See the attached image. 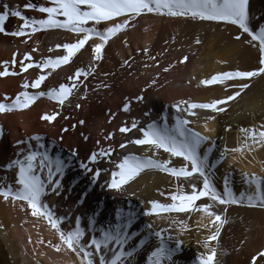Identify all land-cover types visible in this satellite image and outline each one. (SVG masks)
Segmentation results:
<instances>
[{
  "label": "bare ground",
  "instance_id": "6f19581e",
  "mask_svg": "<svg viewBox=\"0 0 264 264\" xmlns=\"http://www.w3.org/2000/svg\"><path fill=\"white\" fill-rule=\"evenodd\" d=\"M28 2L51 6L49 0H0V10H3L4 3H8L11 7H19L24 11L23 5ZM24 14L38 19L45 18V14L34 10L24 11ZM20 23L18 19L10 18L6 27L9 31H13ZM145 23L152 22L145 21ZM155 23L158 29L152 34H149L148 30L147 33L142 34L136 29L134 32L125 31L118 34V37L106 46L104 59L99 62L93 61V53L85 46V49L73 58L72 63L53 71L40 89H28L29 92L47 91L51 87L71 83L68 77L73 75L75 70L79 68L87 70L89 64H98L93 75L88 76L86 80L81 77L80 90L70 98V104L66 102L62 107L56 101L42 97L28 109L0 114V127L3 128V134L0 136V178L6 177V181L12 183L14 188L18 187L14 182L17 170L5 171L4 166L16 157L18 141L40 135L47 140L45 145L50 153L53 156H60L70 165L62 181L64 188L62 195L53 194L45 198L58 217H64L63 212L67 213L68 217H64L62 224L65 231L71 230L77 217H81L82 226H85L88 232L84 238L87 243L93 234L92 227L87 221L90 217L95 215L96 227L99 228L114 225L118 211H122L125 216L132 213L135 219L130 231L136 234L135 237L139 234L142 240L147 241L152 237L153 229H156L165 237L169 235L173 237V240L169 242L172 246L175 240H182V252L174 257L176 264H195V256L198 257L201 252L208 251L203 246V241L211 234L209 219L199 213L192 216L190 224H187L188 221H185L187 215H180L183 213L160 212L152 216L145 215V213L151 209V201L171 203V195L184 193L186 189L192 190V183L200 188L202 180L191 178L177 180L176 177L158 170H146L125 185L121 191H116L100 185L98 181L93 183L92 173H85L79 167L80 162L87 163L90 154L98 151L100 147L107 148L111 145L117 148L116 144L119 141L127 143L128 137L140 138L142 134L135 129L128 134H121L118 131L119 127L125 124L130 126L133 120L146 126L152 121L162 123L161 117L167 114L171 125L175 122L176 110L172 105L176 102L188 100L195 103H207L222 99L220 86L214 87L216 84L205 86L200 83L202 80L223 71L253 70L251 62L253 54L250 50L251 45L248 43L250 37L245 34L240 41L235 40V36L240 34L238 26L202 24L197 33L201 37L208 33L210 37L206 44H196L193 41L195 38H191L188 33L180 36H173L174 32L159 34L160 27L169 29L170 24L166 25L162 21ZM24 39L0 34V70L4 68L3 62L11 61L13 54L17 51L21 54L32 52L36 62L47 58L55 59L63 54V49H57L55 46L74 42L76 35L63 30H50L36 33L27 43L23 42ZM145 48L149 49L147 54L142 51ZM33 49L38 50L33 51ZM156 55V61L149 59V56L156 57ZM185 55L189 57V60L183 65L178 64L177 60L180 61ZM168 57L173 62L168 67L173 65L174 67L165 73L163 72L165 67L161 65ZM21 58L22 55L17 57L18 60ZM125 60L131 63V67H122ZM155 62L158 67L155 66ZM145 64L150 67H144L138 72L137 67ZM18 68L19 65H16L10 67L9 70ZM49 71L51 69L32 68L28 73H22L20 76L0 78V102H11L10 100L4 101V97L14 99L15 95L23 90L22 85L25 80L32 82L39 75H46ZM131 72H134L136 77L132 78ZM106 73L108 75H105ZM156 77H158V84L148 89L147 92H142L150 80ZM257 83V88L248 93L246 99L229 102L225 112L215 114L214 121H207L208 128L212 129L211 132L204 127L206 117L211 114L209 110L197 109L198 115L189 117L193 121L190 127L204 135H209L215 141L211 157L213 162L225 149L240 146L244 139L242 128L256 127L259 129L262 124L264 77L258 78ZM104 85H110V87H104ZM85 91L86 99L83 98ZM139 95L144 96L143 102L136 100ZM129 101L131 102L130 111L125 112L123 107ZM77 103L81 105L80 108L76 107ZM54 112L60 113L54 122L49 123L41 118L46 113ZM145 113L150 115L146 116ZM81 120L84 121L82 125L79 123ZM65 128L68 129L67 132L63 131ZM109 133H115L111 141L105 139ZM97 141L100 143L97 144ZM33 145L35 147V142ZM119 149L127 153L121 155L120 159L115 162L113 170L107 171L110 173L109 182L111 172L117 170L116 164L125 155L151 156L160 160H166L169 157V154L162 149L158 153L149 151L148 146L129 144L126 149ZM234 155L235 159H233ZM106 158H103L97 166L106 169L105 163L103 164ZM172 160L173 164L182 166V158H172ZM244 172L264 176V150L250 154L246 159H242L239 154L229 152L227 159L216 169L217 189L223 191V178L227 175L237 194L246 191L247 187L242 177ZM235 211L240 212V215L235 217L242 218L241 220L251 218L253 224L249 228L241 222L224 225L221 230L217 256L220 264H250L251 258L258 251L264 250V210L241 206ZM185 214L191 215V213ZM174 221L177 222L174 223ZM178 221L185 223L182 226ZM205 224L209 227L205 228ZM149 225L151 228L148 227ZM188 228L191 229L185 232ZM154 234L153 239L150 238V243L143 250L138 249L134 240L128 245L129 248L137 246L136 264H143L142 258L145 257L146 250L154 249L158 245L159 241ZM41 240L44 243H39ZM49 242L51 245L60 243L59 235L45 219L32 216L31 209L24 202H6L0 197V264H79V258L74 254L57 253L53 247L49 246ZM212 246H215V242Z\"/></svg>",
  "mask_w": 264,
  "mask_h": 264
},
{
  "label": "snow or ice",
  "instance_id": "6c2138e0",
  "mask_svg": "<svg viewBox=\"0 0 264 264\" xmlns=\"http://www.w3.org/2000/svg\"><path fill=\"white\" fill-rule=\"evenodd\" d=\"M51 6L37 5L28 2L23 5L24 11L34 10L45 14V18L29 17L24 14L19 7H11L8 3L2 5L0 10V34L12 37L25 38L24 43L32 38L36 33L50 30H63L76 35L74 42L57 44V49H63V54L55 59L47 58L40 62L33 59L32 52L24 54L18 51L13 54L11 61H4V68L0 70V78L20 76L28 73L29 69H51L46 75L41 74L34 81L25 80L22 85L23 90L15 95L14 99L8 96L0 102V114H8L15 111H23L30 108L42 97L56 101L60 106L66 102L71 103L70 98L79 92L81 87V77L85 80L95 73L98 64H89L87 70L79 68L73 75L68 77L71 83H63L59 87H51L49 90L29 92L28 89L38 90L41 85L52 75V72L63 65L73 62V58L81 53L87 46L93 53V61L99 62L104 59V50L108 42L130 28L136 26L139 18L146 15H154L169 18H184L195 21H208L235 25L240 29V34L235 36V40L240 41L247 34L250 37L249 44L258 47L259 65L256 70H231L223 71L212 75L210 78L202 80L200 83L209 85H226L232 81L230 86L235 91L223 99L212 100L207 103H195L188 100H181L172 105L176 110L174 124H169V116L165 114L161 117V122L152 121L146 126L140 125L139 121L133 120L131 125L119 127L121 134L132 133L135 129L141 133L140 138L132 139L128 137L127 143H120L119 148L126 149L129 144L136 146H148L149 151L158 153L161 149L169 154L168 159L160 160L151 156H140L129 154L116 164V171L111 172V180L105 181L109 189L121 191L125 185L136 179L146 170H158L176 178L185 180L200 179L202 187L198 188L195 183L191 184L190 193H177L171 195V203L163 204L159 201H151V209L145 215H158L160 212L176 213H201L203 217L209 219L211 225L210 235L203 241V246L208 249L206 253H201L197 260L198 264H220L217 259L219 250V240L221 230L228 221L226 215L228 206L239 205L248 208H258L264 210V176L255 173H242L247 190L237 194L230 182L229 176L223 178V191L217 189L215 184L216 169L218 165L227 159L229 152L239 154L242 159L259 150H264V124L259 129L253 127L242 128L244 134L243 142L239 147L225 149L220 157L212 161V153L215 148V141L209 135H204L190 127L193 123L189 117L197 116V109L209 110L211 114L206 117L205 129L209 132L207 121H214L218 113L226 111L229 102L235 101L238 97L251 87V81L255 77H264V23L253 26V21L258 20V16H253L250 10V0H49ZM10 18H16L21 23L15 30L9 31L6 23ZM103 25V28H101ZM91 42V43H90ZM196 44H201L200 39H196ZM38 49H33L37 51ZM145 54L149 49L142 50ZM21 59H17L20 57ZM155 61V56H149ZM189 60L187 55L179 61L183 64ZM27 61V63H25ZM19 65L18 69L10 71V67ZM131 67V63L125 60L122 67ZM146 68L150 65L145 64ZM158 67V65H155ZM165 67L163 72L171 71ZM105 75H108L107 73ZM158 84V77L153 78L142 89H148ZM110 87V85H104ZM87 98L85 91L84 97ZM138 102L144 101V96L136 97ZM130 104L125 103L123 111H130ZM80 108L79 103L76 104ZM60 115L59 112L44 114L41 118L46 122H54ZM146 116L150 115L145 113ZM115 118L114 115L112 117ZM79 123L82 125L84 121ZM63 131L67 132L65 128ZM3 128L0 127V136ZM115 133L105 136L111 141ZM62 139V138H61ZM87 139V137H85ZM35 142V147L33 145ZM211 142V143H209ZM100 142L97 141V144ZM208 145L207 147H205ZM18 152L16 157L10 160L5 166V171H16L15 184L0 178V197L8 202H24L31 209V215L45 219L48 224L59 235L60 243L49 246L53 247L57 253L65 252L74 254L79 258V264H136L135 256L137 246L128 247L134 239L135 233L131 232L134 222V215L128 213L127 216L122 211L116 214V223L108 227H96L95 215L89 218L88 224L92 227L93 234L89 242H85L88 234L87 228L82 226V218L77 217L75 225L71 230L65 231L62 228L64 217H58L45 198L50 195L61 196L63 188V178L70 165L60 156H53L44 143V137L34 135L26 140L17 142ZM115 148L111 145L107 148L100 147L98 151H93L88 158V162H80L79 167L85 173H92V182H97L102 170L97 165L107 157L111 159ZM73 155H76L73 153ZM172 158H182V166H173ZM236 156H233L235 159ZM202 198H207L210 202L197 205L196 202ZM83 201H81L82 203ZM223 205L222 212L217 213L214 208ZM177 221H174L176 223ZM182 226L184 221H178ZM151 228V225L148 226ZM205 228L209 225L205 224ZM98 233V235H97ZM155 237L159 243L149 256V264H176L174 257L182 252V240H175V246L170 245L172 236L165 237L162 232H156ZM31 242V241H29ZM215 242V246L212 243ZM39 243H44L42 240ZM145 240L139 242V247H143ZM115 245V247H113ZM264 264V250L258 251L250 260V264Z\"/></svg>",
  "mask_w": 264,
  "mask_h": 264
},
{
  "label": "rangeland",
  "instance_id": "374dc122",
  "mask_svg": "<svg viewBox=\"0 0 264 264\" xmlns=\"http://www.w3.org/2000/svg\"><path fill=\"white\" fill-rule=\"evenodd\" d=\"M259 9V10H258ZM250 10H251V13H252V15L253 16H258V17H261V18H259L258 20H254L253 21V26L255 27V26H257V25H259V24H261V23H264V1L262 0H250ZM263 18V19H262ZM262 19V20H261ZM147 22V21H149V22H152V23H148V24H144V22ZM157 21H162V22H164V23H166V25H168V24H170V26L169 27H171V28H161L160 27V29H159V31H158V33L159 34H170V33H172V32H174V33H172V35L173 36H175V35H177V36H180V35H182V34H187L188 33V35L191 37V38H195L193 41L195 42L196 41V39H200L201 41H202V43L203 44H206L207 42H208V40H209V34L207 33V35H205V36H200V34L199 33H197L198 32V30L200 29V27L202 26V24L204 25V24H207V25H217V26H219V25H224V23H217V22H208V21H203V22H201V21H195V20H191V19H184V18H169V17H161V16H154V15H151V14H149V15H146V16H143V17H141V18H139L138 20H137V22H136V26L134 27V28H130L129 30H127V32H134L135 31V29L136 30H139V31H141V33L142 34H144V32L145 33H147L148 31H149V34H152V32L154 33V32H156L157 31V29H158V27H157V24L155 23V22H157ZM170 22V23H169ZM155 23V24H154ZM181 23V24H180ZM175 24V25H174ZM178 24V25H177ZM226 25V24H225ZM139 28V29H138ZM144 28V29H143ZM146 29V30H145ZM156 29V30H155ZM173 29V30H172ZM177 29V30H176ZM148 30V31H147ZM162 31V32H161ZM176 31V32H175ZM178 31V32H177ZM176 33V34H175ZM177 33H179V34H177ZM197 33V34H196ZM192 34V35H191ZM194 35H196V36H194ZM194 36V37H193ZM208 36V37H207ZM118 37V35L116 36V37H114L113 39H111V40H115L116 38ZM111 40L108 42V44H110V42H111ZM251 45V51H252V57H251V59H253V60H251V62H252V65H253V70H256L258 67H260V65H259V51H258V47H256V46H253V44H250ZM156 59H157V55H156ZM167 58H165L164 60H163V64L161 65V67H168V66H170V64H173V62H172V59L171 58H169L168 57V59H167V61H165ZM156 61V60H155ZM177 63L179 64V60H177ZM181 64V63H180ZM155 65H157V63L155 62ZM181 65H183V64H181ZM144 65L143 66H138L137 67V71L138 72H140L141 70H142V68L144 69ZM136 74L134 73V72H131V77L132 78H134V76H135ZM136 77V76H135ZM258 78H260V77H255V78H253V80L251 81V87L248 89V90H246V92L245 93H243L242 94V97H238L237 99L238 100H243V99H246L247 97H248V93H250V92H252L255 88H257V82H258ZM233 82L232 81H228V82H226V85H231ZM217 85V84H216ZM214 86V87H219L220 86V89H221V94H222V99L223 98H225L226 96H228V95H231L234 91H235V89L234 88H232V87H230V86H226V85H220V84H218L217 86ZM223 92V93H222ZM235 100V101H238V100ZM234 102V101H233ZM232 103V102H231ZM262 124H264V116H263V119H262ZM57 133H58V131H56ZM59 134H60V136H61V133H60V131H59ZM46 141L47 140H44V142H45V144H46ZM119 144H120V141L118 142ZM116 144V145H118L117 146V148L119 149V144ZM115 148V150H116V152L114 151L113 153H112V155H113V157H111V159H109V158H106V160L104 159V161H103V164L105 163V165H106V169H102V170H104V171H102V175H101V177H100V179L98 180V183L101 185H105V187L107 186L106 184H105V181H109V179H110V173L109 172H107V171H109L110 169L111 170H113L114 169V164H115V162L116 161H118L119 159H120V157H121V155H123V154H125V153H127V151H124V150H118L117 148H116V146L114 147ZM76 154V153H75ZM117 154V155H116ZM73 156V155H72ZM76 156H77V154H76ZM75 156V158H77ZM109 160V161H108ZM107 162V163H106ZM110 164V165H109ZM173 166H176V167H180V165H176V164H173ZM107 168H108V170H107ZM181 180L182 179V177L181 178H177V180ZM184 190H185V188H183ZM192 190H190V191H188L187 189H186V192H184V193H190ZM97 194H99L100 195V192H98L97 191ZM99 199L100 200H102V198L101 197H99ZM205 202H210V201H208V199L207 198H202L201 200H199V201H197L196 203H197V205H200V204H202V203H205ZM199 203V204H198ZM241 206H239V205H231V206H228V210H227V213H226V215H227V217L228 218H230V220L228 219V223L227 224H239V222H241L242 224H245V226H246V228H249L250 227V225H252L253 224V221L251 220V218H245L244 220H241L242 218H237V217H235L236 215H240V212L239 211H235L236 210V208H240ZM242 207H244V206H242ZM245 207H247V206H245ZM223 208H224V206L223 205H220V206H217V207H215L214 208V210L217 212V213H220V212H222V210H223ZM248 208V207H247ZM199 213L198 212H192L191 213V215L190 214H185V213H183V214H180V215H187L188 216V219H187V216H186V222H187V224H190V219H191V217L192 216H194V215H198ZM190 215V216H189ZM62 216H64V217H68V215H67V213L66 212H63L62 213ZM190 217V218H189ZM87 221H89V220H87ZM252 222V223H251ZM193 227V226H192ZM191 227V228H192ZM190 228V229H191ZM189 228L188 229H186L185 230V232H188L189 230H190ZM154 231H152V233H151V235H152V237H150L151 239H153V234L154 233H156L157 231H156V229H153ZM150 238L146 241V243L144 244V246L141 248V247H139L138 245H139V242L142 240V236H139V234H137V236L133 239L136 243H137V246H138V249L140 248V250H143V248L146 246V245H148L149 243H150ZM86 242V241H85ZM172 246V245H171ZM175 246V244H173V247ZM113 247H115L114 245H113ZM155 249V248H154ZM154 249H150V248H148L146 251V255H145V257L144 258H142V263L143 264H149V256L151 255V252L154 250ZM202 253V252H201ZM200 255V254H199ZM198 255V256H199ZM197 256H195V258H194V263L195 264H197L198 263V260H197Z\"/></svg>",
  "mask_w": 264,
  "mask_h": 264
}]
</instances>
